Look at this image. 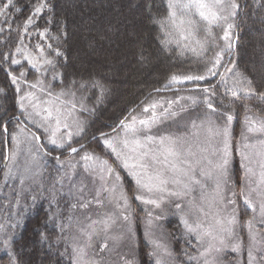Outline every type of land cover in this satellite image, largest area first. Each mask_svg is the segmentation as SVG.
Instances as JSON below:
<instances>
[{
  "label": "snow or ice",
  "instance_id": "obj_1",
  "mask_svg": "<svg viewBox=\"0 0 264 264\" xmlns=\"http://www.w3.org/2000/svg\"><path fill=\"white\" fill-rule=\"evenodd\" d=\"M166 8V15L153 19L163 33L161 43L165 47L174 45L181 54L184 51L192 52L204 61V71L200 74H172L162 88H156L155 93H149L145 100L119 120L112 128L113 134L101 133L102 145L107 155L114 158L115 166L108 159L89 153L85 145L75 147L71 143L74 135L71 130L73 125H76V135L82 131L75 115L77 109L79 107L81 111L86 110L83 103H78L76 99L77 91L87 85L81 82L77 87V81L73 79L69 86L62 87L59 91L52 87L53 82L63 83L64 74L59 71V65L61 60H66V56L58 44L61 36L66 37L67 33L53 31L62 21L56 19L51 0H0V18L7 24L9 33L12 30L9 21L15 19L12 12L27 13L23 22L17 23L15 29L18 34L17 45L14 48L9 46L6 51L0 49V70L8 77L9 86L17 96L16 105L20 115L11 119L16 121L19 133L24 134L27 127H20L23 123L20 116H23L37 129L36 132L28 133L27 138L36 142L38 152L47 155L41 142L43 136L47 144L54 146V150H63L69 156L83 153L80 159L84 161L85 169L94 172L101 184L94 197L96 204L102 205L105 198L108 203H114L119 219L130 221L131 199L143 205H150L154 209H160L163 204L170 202L182 212L185 207L189 212L195 209L206 219L208 213L203 207L196 206L193 193L199 191L200 200L203 201L211 181V203L217 206L218 213L224 211L227 214L215 218L213 223L200 219L189 223L187 219H183V224L202 248L196 249L198 256H189V259L199 261L200 264H219L220 256L226 250L242 254L244 237L237 231L238 226L247 227L248 239L253 243H256V233L253 229L257 225L264 228V116L253 113L252 106L247 103L242 105L243 128L240 141L235 146L244 177L243 186L239 191L236 190L235 181L229 176V164L233 154V121L236 119L234 102L240 99L242 93L245 100L256 98L264 105V90L257 91L252 79L233 72L234 64L232 67L222 65L224 52L233 47L231 29L234 25L228 21L229 17L236 15L238 5L235 0H167ZM41 20L44 21L43 24L40 23ZM215 27L222 30L224 48L207 59L212 46L219 47L213 32ZM4 32L5 28L0 26V33ZM26 37L28 43L25 42ZM33 37H36L35 43H32ZM29 43L32 44L31 48ZM24 62L38 74L34 80L28 79ZM12 66H18V75ZM222 66L225 73L219 72ZM226 73H232V76L229 77ZM217 76L219 83L226 87L222 99L217 97L215 83L203 87L196 84L189 90L201 93L202 98L192 95H177L175 98L156 95L170 90L176 84L209 81ZM0 96H7L3 87H0ZM182 101L187 103L182 104ZM198 104L204 106L203 116H198L188 125H184L183 132L172 131L173 124L177 128L180 127L177 118L189 111V106ZM137 108L140 109L139 112ZM0 130L10 135L11 142L16 146V152L9 151L5 155V160L9 162L5 165L7 171L3 176L6 186L9 179H17L10 164L16 160L20 140L17 134L9 133L7 123H0ZM201 132H205L210 139L198 141L194 151L192 141L198 138ZM212 140H218V144L214 145ZM53 158L59 161L58 156ZM35 159L33 156V160ZM256 167L259 168L258 172ZM118 169L124 170L134 179V187H123V177ZM28 171L30 170L26 168L25 172ZM18 179L23 186L25 180L33 179V176L20 174ZM238 200L241 201L240 204ZM90 203L91 201H88L81 206L88 207ZM241 206H245V211H251L249 218L244 221L240 219ZM153 219L149 213V225ZM114 222L113 216L106 215L100 221H93L88 226L91 231L85 235L91 241L93 236L98 235L95 227L97 224L102 225L101 230L107 233ZM7 243L5 241L6 250ZM152 244L156 249L161 247L156 241H152ZM107 248L105 238L101 243V251ZM259 250L264 254V248ZM73 251L77 256V264H99V261L84 260L87 255L84 248L74 247ZM8 255L11 257L9 264H17L10 250ZM152 255L157 253L153 252ZM247 260L248 264H253L255 260L250 247L247 249ZM124 264L133 262L125 259ZM157 264H160V261H157ZM237 264H243V261L238 260Z\"/></svg>",
  "mask_w": 264,
  "mask_h": 264
},
{
  "label": "trees",
  "instance_id": "obj_2",
  "mask_svg": "<svg viewBox=\"0 0 264 264\" xmlns=\"http://www.w3.org/2000/svg\"><path fill=\"white\" fill-rule=\"evenodd\" d=\"M51 3L56 19L62 21L53 31L67 33L66 37L61 36L58 44L66 56V60H61L59 65V71L64 74L63 83L53 82L52 87L59 91L69 86L73 79L77 81V87L81 82L87 85L84 89L78 88L76 97L87 110L84 112L87 122L81 134L71 141L72 145L84 144L86 148L96 147L100 152L103 148L100 146L101 133H112V128L130 109L145 100L149 93H155L156 88H162L172 74H200L204 71V61L192 52L184 51L181 54L174 45L165 47L161 43L163 33L153 19L166 15L167 0H51ZM235 3L238 8L231 19L234 25L231 35L233 46L236 37L237 44L234 50L232 47L230 51H225L223 57L228 59L233 51L229 62L234 61L236 68L252 79L257 91H261L264 90V0H235ZM12 15L15 19L9 21L12 24L10 33L7 24L0 18V26L5 28V32L0 33V49L5 51L9 46L14 48L17 45L15 29L27 13L12 12ZM213 32L219 47L212 46L207 59L224 48L221 28L215 27ZM35 40L36 37H33L32 43ZM25 42L28 43L27 37ZM28 46L31 48L32 44ZM12 68L18 75V66ZM24 69L28 71L29 80H34L38 75L27 62H24ZM219 72L225 73L224 67H220ZM209 83L216 84L217 97L222 99L226 87L219 83V76L209 81L176 84L156 95L172 98L183 95L181 92L192 95L196 92L189 90L196 84L203 87ZM0 87L7 92L6 97L0 96V123H7L9 133L18 135L16 121L11 119L20 115L16 105L17 96L2 70ZM177 89L180 91L177 92ZM198 97L202 98L201 94ZM244 103L252 106L253 113L264 116V105L256 98L245 100L241 93L240 99L234 102L237 133L241 132L243 126ZM20 120L23 121L20 127L27 125L28 132L37 131L23 116H20ZM41 137L43 151L47 155L42 154L40 165L33 169L34 182L20 186L19 181H11L5 186L6 148L11 149L14 144L11 136L0 130L1 264H9L11 257L8 250L14 254L17 264H77L73 251L76 229H71L68 223L62 221L74 213L69 210L71 199L63 188L62 180L65 173L63 158L67 152L54 150V146ZM57 156L59 161L53 158ZM124 180L127 178L124 177ZM18 196L21 204L15 209L13 205ZM167 226L173 241L174 261L176 264H190L189 256L195 253H191L192 247L188 242L195 239L183 233L177 218L170 220ZM136 239L134 256L138 264H157V255H152L155 250L152 251L153 247L151 249L145 236L143 238L138 233ZM5 241L8 242L7 250ZM229 258H232L229 252L220 256L219 264L224 261L230 264L232 260Z\"/></svg>",
  "mask_w": 264,
  "mask_h": 264
},
{
  "label": "rangeland",
  "instance_id": "obj_3",
  "mask_svg": "<svg viewBox=\"0 0 264 264\" xmlns=\"http://www.w3.org/2000/svg\"><path fill=\"white\" fill-rule=\"evenodd\" d=\"M232 18L233 17H229V21H228L229 23H231ZM224 43L225 42L223 41V46ZM227 61L228 59L223 57L222 65L226 64ZM233 64L235 65V67L233 68V72H238L242 74L236 68V64L234 61L229 62V65L227 66L232 67ZM227 74L230 77L232 76V73H227ZM197 93L201 94L199 92H196L193 93L192 96L200 98L198 97ZM181 94H183L184 96H188L189 93L181 92ZM166 97L172 98L173 96H166ZM181 103L186 104L184 101H182ZM85 111L87 110L81 111L78 107L77 112L75 114L78 117L77 123L82 128V131L84 130L85 124L87 122V119L85 118V114H84ZM203 113H204V106L202 104L189 106V111L182 113L181 116L177 118L179 120L180 127L177 128V126L173 124L171 130L183 132L184 125H188L191 120L195 119L198 116L202 117ZM249 115H253V113H249ZM217 122L220 123L221 121H217ZM234 125H235V120L233 121V137H234L233 154H232L231 162L229 164V176L231 180L235 181L236 190L239 191L240 188L243 186L244 177H243V169L241 167V160L235 147L236 144H238L240 141V133L236 132ZM71 130L74 133L72 139L73 141L74 138L77 136L75 134L76 133L75 124L73 125ZM28 133L30 132H28L27 130L25 131L24 134H20L18 132V136L20 137L19 151L17 152L16 160L12 161L10 164L12 172L17 175V179L15 180L9 179L8 182L19 181L18 176L20 174L34 177L35 170L33 169H35L41 163L43 157L42 153L38 152L36 142L31 141L29 138H27ZM206 139H210V138L207 137V134L205 132H201L199 137L193 139L192 141L193 150L194 151L196 150V144L198 141L202 142L205 141ZM41 142H42V137H41ZM253 142H255V140ZM212 143L214 145L218 144V140H212ZM100 144L98 145L103 147L100 152H99L100 149L96 147H91V148L88 147L86 148V150L89 153H94L95 155L100 156L102 159H108L109 162L113 163L115 166L114 158L107 155L106 149L102 145V142ZM9 151L16 152V146L12 145L11 149L9 148ZM81 155H83V153H78L74 156H69V154L67 153L65 158H63V163L65 165V173L62 176V180L64 181L63 188L65 191H68L69 198L71 199V205L69 210L73 211L74 213H72L70 216L65 217L64 220L62 219V221L68 223L71 229H76L74 233V239L76 240L75 241L76 243L73 245V248L76 247V248L85 249V252L87 253V255L84 257L85 261L88 262L99 261V264H124V260L127 259L132 261L133 264H138V261L135 258L134 254L136 250V242H137L136 238L138 237V233H139L141 236H143V238L145 236L146 240L151 245V249L153 247L152 251L155 250V252L157 253L156 259L157 261H160V264H174V263L176 264L177 262L174 261V257H173V247H172L173 241H172L171 233L168 230V226H167L170 220H174L175 218H177L178 221L180 222L183 233L187 236H191L194 238L193 234L189 233L186 230L183 224V219H187L189 223H193L195 220L198 219L205 220L206 223H213L215 218L223 217L227 214L224 211H220L218 213L217 206L212 205L211 203L212 187H211V181H209L210 186L207 189V194L203 201L200 200L199 191L193 193V196L196 197V206L203 207L208 213L206 219L202 217L198 212H196L195 209H193L192 212H189L187 207H185V210L182 212L176 209L175 206L170 202L163 204L160 209H154L150 205H143L139 201L131 199L130 200L131 219L129 222H125L119 219V213L115 207V204L108 203L106 198H105V202L102 205L96 204L94 197L97 190L100 189L101 184L94 172H92L89 169H85L84 161L80 159ZM33 156L36 157L35 160H33ZM6 164H8V161ZM253 165L255 166V160L253 161ZM26 168L29 169L30 171L25 172ZM256 170L258 172L259 168L256 167ZM118 171L123 177V187L125 189H128V187L129 189L134 187L135 184L134 179L128 176L127 173L124 172V170L118 169ZM124 177H126L127 180H124ZM27 182L33 183L34 180L26 179L25 183ZM128 194L129 197H131V191H129ZM88 201H91L88 207L81 206L82 203ZM20 202H21V198L20 196H18L17 202L13 205V208L14 207L15 209L18 208V206L21 204ZM184 203L186 205L187 201H185ZM240 203L241 201L238 200V204ZM149 213H151L152 217H154L150 225L148 224ZM106 215L113 216L115 222L111 224V227L107 233H104L101 230L102 225L97 224L95 227L97 228L98 235L93 236L92 240L89 241L88 237L85 235L86 232L91 231V229L88 226L93 221L102 220ZM250 215H251V211L250 210L245 211V206H241L240 208L241 221L248 219ZM157 216L159 218L155 219V217ZM237 231L241 236L244 237V250L242 254L238 255L236 253H233L229 249L226 250L224 253H222L221 256L226 255L227 252H229L232 257L231 259L229 258L230 260H232L230 261V264H237L238 260H242L243 264H248L247 249L250 247L252 249L253 256L255 257L253 264H264V254H262L259 250L261 248H264V228H260L257 225L253 229L254 233H256V243H253L248 239V235H247L248 230L246 226L243 227L238 226ZM146 232L148 233V235H145ZM105 238H107L108 248L101 251V243ZM152 241H156L161 245V247L159 249H156L152 244ZM188 243L192 247L190 248L192 250L191 253H193L194 251L195 253L194 256H198L199 253L196 249L200 248L202 250L201 246L197 244L196 240L194 242H188ZM89 244L91 246H89ZM184 253H187V251H185ZM75 257L77 258L76 254ZM190 261H191L190 264H200L199 261H192V260ZM81 264H83V262H81ZM222 264H228V262L224 261Z\"/></svg>",
  "mask_w": 264,
  "mask_h": 264
},
{
  "label": "water",
  "instance_id": "obj_4",
  "mask_svg": "<svg viewBox=\"0 0 264 264\" xmlns=\"http://www.w3.org/2000/svg\"><path fill=\"white\" fill-rule=\"evenodd\" d=\"M236 44H237V37H236L235 40H234L233 50L235 49ZM232 54H233V51H231V52L229 53V55H228V61L226 62L225 65H228V63H229V59L231 58ZM224 69H225V68H224ZM194 87H195V86H194ZM176 88H177V87H176ZM176 88H173V89H176ZM80 145H84V144H79V145H76L75 147H79ZM8 152H9V147L6 148V154H7ZM6 163H7V161L5 160V161H4V164H6Z\"/></svg>",
  "mask_w": 264,
  "mask_h": 264
}]
</instances>
